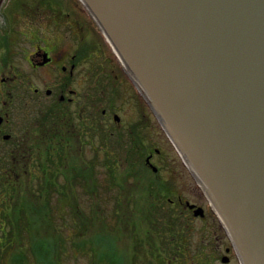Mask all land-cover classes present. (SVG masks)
Masks as SVG:
<instances>
[{
	"label": "rangeland",
	"instance_id": "rangeland-1",
	"mask_svg": "<svg viewBox=\"0 0 264 264\" xmlns=\"http://www.w3.org/2000/svg\"><path fill=\"white\" fill-rule=\"evenodd\" d=\"M81 5L85 35L103 44L97 126L71 139L64 177L0 184V264H46L32 251L43 237L53 243L48 264H112L115 256L120 264H243L210 196ZM152 151L157 172L146 164ZM186 201L202 206L204 215ZM97 234L111 238L102 241L113 242L115 256L96 254Z\"/></svg>",
	"mask_w": 264,
	"mask_h": 264
},
{
	"label": "water",
	"instance_id": "water-1",
	"mask_svg": "<svg viewBox=\"0 0 264 264\" xmlns=\"http://www.w3.org/2000/svg\"><path fill=\"white\" fill-rule=\"evenodd\" d=\"M82 1L242 263L264 264V0Z\"/></svg>",
	"mask_w": 264,
	"mask_h": 264
},
{
	"label": "flooded vegetation",
	"instance_id": "flooded-vegetation-1",
	"mask_svg": "<svg viewBox=\"0 0 264 264\" xmlns=\"http://www.w3.org/2000/svg\"><path fill=\"white\" fill-rule=\"evenodd\" d=\"M81 3L0 0V184L64 177L71 139L97 126L103 44L85 35ZM103 115L110 116L106 109ZM112 118L122 123L117 112ZM153 155L146 164L157 172ZM3 211L0 192V219ZM217 259L228 263L230 257Z\"/></svg>",
	"mask_w": 264,
	"mask_h": 264
},
{
	"label": "trees",
	"instance_id": "trees-1",
	"mask_svg": "<svg viewBox=\"0 0 264 264\" xmlns=\"http://www.w3.org/2000/svg\"><path fill=\"white\" fill-rule=\"evenodd\" d=\"M28 206V204L26 203ZM35 208V207H34ZM27 211V210H26ZM25 212V211H24ZM37 212V211H36ZM95 239L96 245L94 246V250L98 256H115L112 248H113V242L111 244H107L102 239L110 240V237H106L105 235L97 234L96 236H93V240ZM33 243V249L34 255L37 256L40 260H43L48 264L51 262L50 256L53 254V243L49 238L43 237L40 239H36ZM19 256H24L23 254H20ZM112 261V264H120L121 260L119 261L118 258L112 257L110 259ZM48 262V263H47Z\"/></svg>",
	"mask_w": 264,
	"mask_h": 264
}]
</instances>
